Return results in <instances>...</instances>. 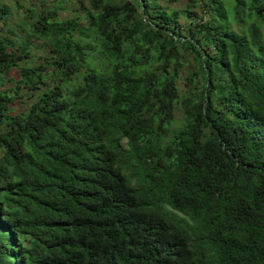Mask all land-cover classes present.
<instances>
[{
    "label": "trees",
    "instance_id": "trees-1",
    "mask_svg": "<svg viewBox=\"0 0 264 264\" xmlns=\"http://www.w3.org/2000/svg\"><path fill=\"white\" fill-rule=\"evenodd\" d=\"M70 1L0 2V264H264V0Z\"/></svg>",
    "mask_w": 264,
    "mask_h": 264
},
{
    "label": "rangeland",
    "instance_id": "rangeland-1",
    "mask_svg": "<svg viewBox=\"0 0 264 264\" xmlns=\"http://www.w3.org/2000/svg\"><path fill=\"white\" fill-rule=\"evenodd\" d=\"M57 0H0L1 3L6 4L10 9H11V14H10V23L9 26L12 28H16L17 25L20 24L22 18L26 14L27 9H39L42 3H46L47 5L52 4ZM162 4H166L169 7L172 8H177V9H182V8H187L190 10H197V12H201V8H197L196 6L193 5V0H159ZM66 9L62 10L60 12V18L62 19H68L69 17L81 15L83 13V8L78 5V2H75V0H72L70 2H67L65 4ZM188 18L185 16H181V21L185 24L188 22ZM4 29V32L7 31V28L3 26V23L0 22V31ZM26 28L22 27L20 30L24 31ZM263 29H264V24H263ZM21 31V32H22ZM11 34V33H10ZM9 34V35H10ZM48 50L49 47L45 44V41L36 39L35 40V47L31 50L32 52V57H31V62L28 64H36L39 65L43 61L44 57L48 55ZM188 70L186 67L182 71L181 78L179 80V87H180V93L184 97L187 95V87H186V80L185 76L187 75ZM8 87H11L12 84L8 83ZM23 93H26V90L22 91ZM27 100V105L31 104V99H26ZM22 107L20 105H17L15 108L12 110V114H16L21 110ZM181 118V112L177 110V125L180 123Z\"/></svg>",
    "mask_w": 264,
    "mask_h": 264
}]
</instances>
